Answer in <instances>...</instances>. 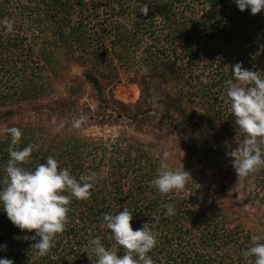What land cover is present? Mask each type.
<instances>
[{
  "label": "rangeland",
  "instance_id": "rangeland-1",
  "mask_svg": "<svg viewBox=\"0 0 264 264\" xmlns=\"http://www.w3.org/2000/svg\"><path fill=\"white\" fill-rule=\"evenodd\" d=\"M84 1L88 11L80 14L75 9L70 15L72 23L85 19L90 32L84 46H77L74 41H55V32L63 31L59 26L62 15L51 22L43 18L36 0H0V36L16 44L8 47L10 51H3V56L0 54V140L9 136L5 128L20 127L34 129L37 137L42 135L63 147H78L84 154L86 172L108 178L110 189V175L116 171L113 162L123 160L131 151L134 162L124 175V191L141 170L156 176L162 153L168 151L169 165L190 174L184 190L167 194L169 199L181 202L184 235L190 245L199 249V236L210 233V225L220 245L217 253L237 259L252 245L254 235L264 233V166L239 177L226 156L243 136L236 131L224 82L231 79L232 65L237 62L243 68L260 71L258 57H243L232 63L225 60L222 52L226 46L207 32L202 11L208 4L202 1L190 0L188 6L176 2L169 22L155 12V7L167 0ZM144 6L147 14L140 13ZM5 18L12 23L11 31L2 23ZM64 21L67 23V18ZM185 28L190 32L187 35L195 32L191 54L182 47ZM172 44L177 48L179 78L161 66L166 55L175 57L171 54ZM69 48L75 56L67 55ZM194 51L200 58L194 57L190 65ZM1 59L6 60L8 69L3 68ZM87 71L99 75L107 85L109 99L126 108L117 103L101 108L99 92L82 81ZM136 75L146 77L151 89V112L141 121L134 118L140 99V89L133 80ZM213 83L222 87H214ZM205 92L216 105L209 113L202 96ZM168 95L179 98L172 110L167 109ZM185 113L192 114L198 124L197 145L175 128ZM80 117L79 126L74 127ZM32 135L31 130L25 134L26 138ZM92 160L96 161L91 164ZM146 187L148 199H153L158 191L151 184ZM148 199L142 206L151 202ZM204 213L211 217L208 221Z\"/></svg>",
  "mask_w": 264,
  "mask_h": 264
},
{
  "label": "trees",
  "instance_id": "trees-1",
  "mask_svg": "<svg viewBox=\"0 0 264 264\" xmlns=\"http://www.w3.org/2000/svg\"><path fill=\"white\" fill-rule=\"evenodd\" d=\"M36 1L35 6H37V9L43 11L42 16L44 19L56 22L59 18L58 16L62 15L59 21L61 25L59 26H61L60 29L63 31H60L58 34L56 33L57 31L55 32L54 38L56 43L66 44L67 41H74L78 44L77 46H84L85 41L90 36L85 19H79L75 23H72L70 19V15L74 13L75 9H78L80 14L88 11V6L84 3V0ZM198 1L208 4L207 9L206 7L204 10L202 9V16L208 28L207 32L211 35L210 37L218 39L219 42L226 46L225 51L223 50L224 52H222L224 59L232 63L243 57L245 59L258 57V64L262 67L260 71L264 72V10L253 15L248 9L240 11L231 0ZM29 2L34 3L35 0H29ZM176 2L186 4V6L190 4V0H167L161 7L156 6V11L151 6L149 7L164 16L169 22ZM65 18H67V23L64 21ZM63 25L64 27H68L67 31L62 27ZM187 33L190 32L185 28L184 34L186 36L182 47L183 49H188L187 53L191 54L192 43L194 41V35L192 34L195 32L190 35H187ZM11 44L16 45L11 41L9 43L5 42L4 38L0 36V54L2 56L3 51H10L8 47ZM172 46L173 52L171 54L172 56L175 55V57L166 55V59L163 58L161 61V66L176 78H179L182 75L176 61L178 58L177 48L173 44ZM70 53L75 56V51L69 48L67 55H71ZM162 53L166 54L163 51ZM2 56L1 58L3 59ZM194 57L200 58L197 51H194V54L190 55V65H192ZM80 58L82 59V57ZM46 60L49 62V59ZM2 65L4 69H8L6 60H2ZM83 80L99 92V106L101 108H106L110 103H117L121 105V108H126L121 102L109 99L106 94L107 85L103 83L99 75L92 71H87L83 74ZM133 80L138 84L140 89V99L136 105L134 118L137 121H141L148 117L151 112V89L146 77L136 75ZM219 80L221 83V79ZM213 85L214 87H222L221 84L217 85L213 83ZM202 96L205 97L204 106L209 113L211 109L213 110L216 107L215 102L212 101V97L206 92ZM4 97L9 98L8 96ZM177 101H179L177 96L172 97L168 95L169 106L167 109L172 110L171 108H176V105H178L176 104ZM207 115L209 117V114ZM106 119H102V122L104 123ZM17 128L21 130L20 127ZM175 128L188 136L197 145L198 139L195 132H197L198 124L195 123L192 114L185 113L183 121L176 123ZM29 130L33 132V135L26 138L25 134L27 135ZM21 132L23 135H21L22 137H20V140L14 147L23 149L30 144L36 147L30 153L29 159L20 166L32 168L39 163H43L46 158L51 156L57 160L58 168H67L74 178L78 179L81 175H89L86 172L84 154L78 147H63L61 143L55 140H46L42 135L37 137L34 134V129L21 130ZM9 143V136L0 140V179L4 176L3 169L9 158ZM130 153L131 151L126 154L127 157H123V160L118 158L116 162H113L112 167L119 172V175L116 171L111 172V189L107 187L109 179H106V177L100 178L98 176L99 173H96L97 179L93 182L88 198L82 200L71 198V202L68 205L65 228L63 232L54 237L51 248L44 256L38 255L36 250L31 246L34 243L32 235L35 230L30 232L19 229L7 219L3 211H0V245H6L5 250H0V258L11 259L14 264H95V257L89 252L87 247L89 241L95 237H100L101 242L109 249L114 244L110 230L103 226V214H115L126 207L132 213L130 224L133 230L140 228L142 224L148 222L156 236L157 243L147 254L151 257L153 264H248V258L245 257L244 253H239L237 259L227 253H217L220 245L217 243L216 235L211 232L210 225L207 229L211 230L210 233L199 236L198 244L200 248L196 249L195 245H190L189 239L184 235L185 222H183V217L185 215L180 200L178 198L169 199L167 194L159 192L154 198L153 196L151 197L153 199H148L146 186L151 184L150 181L155 176L141 170L140 173H136L133 176L132 183H128L129 187L124 191L122 189V181L126 178L124 175L129 171L130 163L134 162V159L130 157ZM94 161L92 160L91 164ZM141 162L142 160L138 159V163ZM208 162L212 164V159L210 158ZM98 164H103V160ZM98 179L101 181L100 185L97 183ZM65 194L70 196V193ZM147 199L151 202L142 206L143 202ZM175 201H178V203H174ZM165 204L173 207L174 214L165 215L166 209L162 207ZM204 216L206 221L211 218H207L205 213ZM209 245L212 248H209ZM117 253L118 255H123L124 249L117 246Z\"/></svg>",
  "mask_w": 264,
  "mask_h": 264
},
{
  "label": "clouds",
  "instance_id": "clouds-1",
  "mask_svg": "<svg viewBox=\"0 0 264 264\" xmlns=\"http://www.w3.org/2000/svg\"><path fill=\"white\" fill-rule=\"evenodd\" d=\"M240 11L248 9L255 15L264 10V0H231ZM147 6L140 13L147 14ZM7 30L12 23L5 18L2 22ZM143 71V69H142ZM225 95L230 102V113L234 118L236 131L242 134L241 143L226 153L239 177L247 176L264 166V72L242 67L240 62L232 65L231 79L225 80ZM80 119L73 126L78 127ZM10 137L8 160L0 179V211L21 230L32 231L37 254L44 256L52 246L54 237L63 232L71 198L87 199L97 177L95 174L74 178L67 168H58V162L49 156L43 163L32 168L20 166L27 161L34 145L17 149L22 132L19 128H5ZM170 153L164 151L156 176L150 181L161 194L185 189L190 174L184 168L169 165ZM65 193H70L66 195ZM165 215L174 214L171 205H162ZM132 213L123 208L115 214H103V226L110 230L114 242L106 248L100 237L91 239L87 245L95 257V264H153L147 254L154 248L157 239L148 222L133 230L130 221ZM252 245L244 250L248 264H264V233L254 235ZM117 246L124 249L118 255ZM6 245H0L5 250ZM0 264H14L11 259L0 258Z\"/></svg>",
  "mask_w": 264,
  "mask_h": 264
}]
</instances>
